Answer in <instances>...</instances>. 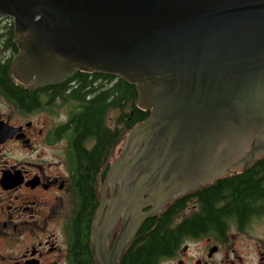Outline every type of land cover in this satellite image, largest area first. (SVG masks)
<instances>
[{
  "label": "water",
  "instance_id": "95a60500",
  "mask_svg": "<svg viewBox=\"0 0 264 264\" xmlns=\"http://www.w3.org/2000/svg\"><path fill=\"white\" fill-rule=\"evenodd\" d=\"M0 15L15 22L22 83L114 73L150 111L112 150L91 233L100 264H119L174 197L264 158V0H0Z\"/></svg>",
  "mask_w": 264,
  "mask_h": 264
},
{
  "label": "flooded vegetation",
  "instance_id": "af4514ba",
  "mask_svg": "<svg viewBox=\"0 0 264 264\" xmlns=\"http://www.w3.org/2000/svg\"><path fill=\"white\" fill-rule=\"evenodd\" d=\"M8 41L10 46L2 49L1 54L6 60L19 48L14 52L12 47V42H16L14 20L9 15H0V43L5 45ZM85 72L99 75L97 83L101 86L105 83L111 86L112 79L103 76L109 72ZM14 78L19 81L15 75ZM58 83L23 86L37 95L41 92L38 97L34 95L38 98L36 102H18L0 90V264H100L91 240L92 226L102 184L114 160L112 150L127 129H123L117 142L101 157L89 204L82 183L83 168H87L89 161L83 159L82 149L92 150L97 140L83 138L78 130L74 115L80 110V102L67 98V93L77 87L75 80L69 75ZM106 121L110 127L115 126L112 112ZM126 127L123 124L122 128ZM123 143L115 147L116 155ZM118 189L116 184L114 191ZM106 193L107 197L111 195L109 188ZM108 206L107 202L101 222ZM84 219H88L85 231ZM119 228L120 223H116L110 232V251ZM230 233L227 241L209 235L188 238L164 261L166 264H236L231 256L240 255L231 244ZM192 240L203 244L193 250ZM130 242L123 249L119 264L128 261ZM213 245L217 249L211 252Z\"/></svg>",
  "mask_w": 264,
  "mask_h": 264
},
{
  "label": "trees",
  "instance_id": "16d2710c",
  "mask_svg": "<svg viewBox=\"0 0 264 264\" xmlns=\"http://www.w3.org/2000/svg\"><path fill=\"white\" fill-rule=\"evenodd\" d=\"M12 44L16 52L18 45L16 42ZM9 46L10 41L5 45L0 43V90L18 102H36L38 98L35 96L38 97L41 92L37 95L23 87L33 85L17 81L10 67L13 56L6 60L1 55L2 49ZM103 76L112 79L111 86L109 83L101 86L97 83L99 75L93 76L77 69L70 74L77 87L67 93L68 99H78L80 102V110L74 115L79 123L80 135L97 140L92 150L82 149L83 159L89 161L82 172L84 193L88 194L89 204L93 200L95 172L101 157L117 142L123 129H130L150 114L149 110L138 105L135 83L114 73H103ZM116 111L117 114H113L115 126L110 127L106 117ZM125 123L127 127L122 128ZM190 207L192 209L187 212ZM262 216L264 158L246 170L225 175L174 197L160 213L145 220L130 242L126 264H162L188 238L209 235L216 240L227 241L232 225L244 231L254 218ZM86 223L88 219L83 220L84 231Z\"/></svg>",
  "mask_w": 264,
  "mask_h": 264
},
{
  "label": "rangeland",
  "instance_id": "374dc122",
  "mask_svg": "<svg viewBox=\"0 0 264 264\" xmlns=\"http://www.w3.org/2000/svg\"><path fill=\"white\" fill-rule=\"evenodd\" d=\"M117 114V111L113 113ZM192 207L187 209L190 212ZM232 237L231 244L238 250L239 256H231L235 258L236 264H264V216L254 218L244 231L232 225L230 229ZM197 240L191 241L194 249L200 248ZM262 251V252H261ZM164 261L162 264H166ZM225 264H233L226 262Z\"/></svg>",
  "mask_w": 264,
  "mask_h": 264
}]
</instances>
